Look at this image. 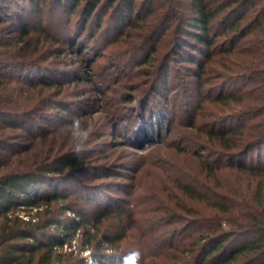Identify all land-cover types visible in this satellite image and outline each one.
<instances>
[{"label":"rangeland","instance_id":"obj_1","mask_svg":"<svg viewBox=\"0 0 264 264\" xmlns=\"http://www.w3.org/2000/svg\"><path fill=\"white\" fill-rule=\"evenodd\" d=\"M63 1L66 10L56 0H41L42 13L35 18L30 0H0V75L10 80L8 89L0 90V110L9 114L0 113V144L7 146L0 150V175L65 155L77 158L69 171L52 179L59 180V190L82 191L95 201H60L58 210L66 204L74 208L58 218L76 226L81 220L76 207L111 214L101 222L95 249L84 247L85 227L69 228L65 234L71 241L55 249L66 264H97L95 256L120 264L137 250L142 264H177L188 256L184 251L196 211L214 212L204 200L181 194L177 182L195 185L201 179L204 190L211 188L208 197L223 201L224 196L233 199L229 191L236 189L239 198L232 205L249 207L243 189L256 179L228 167L233 160L227 153L234 149L210 134L232 125L238 135L230 136L240 144L241 137L248 139L252 132L255 137L264 126V112L255 116L264 110L256 97L264 95V69L251 71L253 62L236 52L256 33L249 32L232 53L225 49L235 31L217 39L208 59L193 52L199 70L175 51L179 17L193 15V0H137L136 13L124 19L133 26L118 23L124 0L112 6L100 0L86 27L91 0H81L74 11L70 0ZM213 24L214 34L219 27ZM257 42L264 51V43ZM69 114L93 129L88 150L79 155L59 132ZM136 121L143 123L135 143L125 145L118 128ZM260 146L248 161L250 155L264 161ZM21 210L30 219L38 208ZM49 232L64 231L53 225Z\"/></svg>","mask_w":264,"mask_h":264},{"label":"trees","instance_id":"obj_2","mask_svg":"<svg viewBox=\"0 0 264 264\" xmlns=\"http://www.w3.org/2000/svg\"><path fill=\"white\" fill-rule=\"evenodd\" d=\"M40 1L30 0L28 9L32 15L35 14V18L42 13L39 8ZM56 1L60 8L66 10L67 5L63 0ZM80 1L70 0L72 11ZM116 1L118 0H107V4L112 6ZM99 2L100 0L90 1L84 27ZM137 5V0H124L117 14L118 23L124 22L127 14L133 16L137 11ZM192 5V16L179 17L180 32L175 48L176 54L182 53L184 57H189L190 61L198 64L199 70H202L201 62L197 61L196 57L202 56L208 59L211 55V47L225 32L235 31L230 48L225 49L228 53H232L237 43L242 39L245 40L249 32H255L256 39L244 41V48H239L236 52L253 62L251 71L264 69V62L260 64L257 61L264 56V51L259 48L257 42L259 40L264 43V0H193ZM70 8L68 7V10ZM215 21L219 29L213 34ZM243 21L248 23L243 24ZM124 23H128V26L134 25L131 20ZM26 26L30 27L28 24ZM26 26L23 28V33H28ZM251 44L255 45L254 49L251 48ZM193 52L197 54L196 57L192 56ZM9 84L10 80L0 75V90L8 89ZM229 96H232V93L223 97L229 98ZM256 97L261 104L264 102V95L260 94ZM263 112V109L259 110L255 116L262 115ZM0 113L6 114L7 110L3 108ZM244 126L241 128L242 131ZM211 132L212 138L217 137L222 145L234 149L233 152L227 153V156L233 160L232 164L227 166L256 180L250 182L248 189H243L248 192L244 198L249 205L247 209L243 204L232 205L231 201L234 199L237 201L239 198L236 189L232 188L234 192L229 191L232 195H236L233 199L224 196L223 201L208 197L211 188L205 186L208 190H204V186H201L204 182H201V179L195 185L191 181L177 182L181 194L186 195L188 199L204 200L214 209L210 215L196 211V217L190 221L194 225V230L189 236L191 241L185 246L186 251H184L188 256H181L177 264H264V161L262 156L251 159L250 155L251 161L246 159L247 155L264 144V126L255 137L253 132L248 139L243 140L241 137L240 144L234 142L230 136L238 135V131H235L232 125L227 126L225 130ZM6 148V144L2 142L0 150ZM256 161L258 162L255 163ZM76 162L77 158L65 155L58 160L41 163L35 169L0 175V264H66L63 262L64 255L56 253L55 249L64 246L71 239V234H65L70 227L72 229L78 226L85 227L84 236L88 237L84 240V247L92 246L95 249L93 245L98 240L101 222L103 218L110 216L111 211L105 209L96 213H87L76 207L75 211L81 219L76 226H67L58 218L65 210L74 208L73 204H66L58 210L56 205L60 201L70 200L74 203L80 201L85 202L86 205L95 201L91 195H86L82 191L59 190L56 186L60 184L59 180L52 179L56 174L69 171ZM28 208H38V210L30 219H25L19 212ZM53 225L57 229L63 228L64 232L57 234L49 232ZM91 230H94V233ZM95 258L97 264H112L104 256L100 257L101 262L97 256Z\"/></svg>","mask_w":264,"mask_h":264},{"label":"clouds","instance_id":"obj_3","mask_svg":"<svg viewBox=\"0 0 264 264\" xmlns=\"http://www.w3.org/2000/svg\"><path fill=\"white\" fill-rule=\"evenodd\" d=\"M67 123L59 129L62 137L71 145L72 151L79 155L88 150L93 129L85 126L82 118L77 114H69ZM142 121H136L134 125L123 124L118 128L119 139L125 145L135 143V133L142 126ZM89 264H94L90 261ZM120 264H142L141 253L137 250L121 258Z\"/></svg>","mask_w":264,"mask_h":264}]
</instances>
